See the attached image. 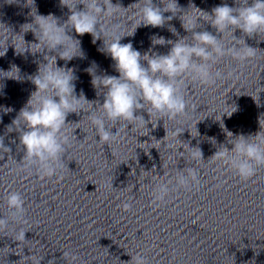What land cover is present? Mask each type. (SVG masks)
<instances>
[{"label":"clouds","instance_id":"9594fccd","mask_svg":"<svg viewBox=\"0 0 264 264\" xmlns=\"http://www.w3.org/2000/svg\"><path fill=\"white\" fill-rule=\"evenodd\" d=\"M161 3L164 5L163 9L156 6L153 0H138L133 4L138 6L137 15L140 17L136 28L141 25L163 27L167 20L172 19V16L165 17L163 13L171 12L175 15L176 10L180 9L177 0H168L167 4L161 0ZM60 4L67 7L71 13L63 24L54 15L38 14L35 0H26V6L31 8L30 15L33 17V23L25 24L29 27L23 31H32L36 37L37 42L29 46L36 45L38 48H47L49 51L59 49V58L65 62L84 56L80 40L68 35L66 26L74 29L77 36L91 35L92 42L95 44L101 38V34L108 31V26L102 24L101 17L113 20L119 15L120 9H128L119 4H113L112 0H83L80 4L84 5V9L79 11L76 10L77 3L73 7L69 0H60ZM239 5V7H231L228 4H221L214 7L211 14L194 7L205 13L209 22L220 33L231 30L233 35L235 29L241 30L248 36L264 33V0H252L251 4L249 0H240ZM198 19L204 18L197 17L195 23ZM182 22L186 31L196 28L186 26L193 25L191 19L182 20ZM119 27L118 23L111 25L112 30H118ZM134 32L128 36L133 35ZM10 36L12 34L4 35L0 40V44L6 45L0 49V57L7 52V41ZM16 36L18 35L12 36V43ZM123 36L107 44L104 40L103 51L115 62L118 77L98 76L95 70L93 71L94 67L86 69L92 76V85L97 89H106L104 102L99 108L100 114L90 111L88 116L99 137V143L109 146L117 139L118 133L114 134L106 126V121L113 125L117 122H125L126 128L128 124H131L132 129L139 127L147 129L146 125L149 121L135 114L141 109H146L150 121L153 115H156L158 120H164L165 117L174 120L186 115L188 104L181 91L183 77L189 76L193 81H199L204 85H214L223 77V73L218 70L213 74L212 65L218 64L225 56L242 63L255 56V49L245 45L244 41L243 46L226 48L207 31L193 32L194 43L191 44L183 39L172 43L163 37L154 38V45L170 43L172 47L166 55L152 56L148 53L142 55L140 51L134 49L132 43L122 44L120 41ZM23 43L26 45L24 39ZM13 45L18 54L31 51L30 47H26L23 52H20L17 51L18 46L15 43ZM45 60L47 63L39 64L37 73L28 77L35 85V91L31 93L27 104L20 109L8 130L12 131L14 127L20 132V145L25 150L23 167L26 169L35 167L42 176L51 178L62 168L66 145L69 144V137L64 131L67 116L70 113L78 114L84 111L81 101H89L84 98L83 93L79 97L76 95L74 81L78 77L75 75L74 68L57 66L56 56H46ZM141 60L147 61V67L142 65ZM0 73L4 74L0 78L22 80L19 74L20 69L15 65H12L8 71L0 70ZM3 87L4 85H0V89ZM11 110L5 109L6 112ZM235 111L237 108L234 106V109L226 114L231 116ZM262 117L259 119L261 130L255 135L246 137L240 134L233 138V133L225 129L229 137L228 142L233 147L229 150L224 145H220L212 156L215 160L227 165L243 180L253 177L258 169L264 168V119ZM221 127H224L222 123ZM180 133H176L177 137ZM0 149L5 152L10 150L4 146L3 137H0ZM188 149L193 162L199 163L204 160L199 147L188 146ZM198 176L199 172L195 167L175 171L171 178L161 180L155 185L153 196L156 200L163 201L170 191L189 189L190 186L199 185ZM59 179H63V176ZM173 184L175 187L170 188ZM6 205L14 217L13 222L22 224L26 213L22 195L15 191L8 192ZM123 207L128 210L131 204L125 203ZM8 225L9 221L4 216L0 218V232L7 231ZM15 239L23 242L25 231L20 230ZM64 256L75 260V257L68 252H64ZM130 262L131 264H148L146 258L140 254L132 256Z\"/></svg>","mask_w":264,"mask_h":264}]
</instances>
